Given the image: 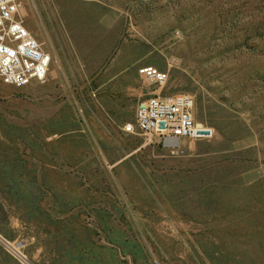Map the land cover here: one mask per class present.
I'll use <instances>...</instances> for the list:
<instances>
[{"label": "rangeland", "instance_id": "1", "mask_svg": "<svg viewBox=\"0 0 264 264\" xmlns=\"http://www.w3.org/2000/svg\"><path fill=\"white\" fill-rule=\"evenodd\" d=\"M23 15L56 57L44 82L0 79V264H264V0H24ZM146 64L212 137L166 150L123 130Z\"/></svg>", "mask_w": 264, "mask_h": 264}, {"label": "built area", "instance_id": "2", "mask_svg": "<svg viewBox=\"0 0 264 264\" xmlns=\"http://www.w3.org/2000/svg\"><path fill=\"white\" fill-rule=\"evenodd\" d=\"M23 8L24 0H0V79L20 89L46 81L54 59L24 22ZM138 74L147 88L137 101L133 120L123 125L125 132L140 133L142 146L158 143L166 150L177 149L184 138L213 136V128L195 115L192 93L164 91L168 70L146 64Z\"/></svg>", "mask_w": 264, "mask_h": 264}, {"label": "bare ground", "instance_id": "3", "mask_svg": "<svg viewBox=\"0 0 264 264\" xmlns=\"http://www.w3.org/2000/svg\"><path fill=\"white\" fill-rule=\"evenodd\" d=\"M24 22H25L26 25L28 26V24H27V22H26V18H25ZM28 28H29V26H28ZM29 29H30V28H29ZM52 62H53V60H52ZM52 62H51V65H52ZM51 65H50V69H51ZM1 240H2V241H3L8 247L14 249L15 252H16V253H17V254H18L23 260L27 261L26 257H25L23 254H21L18 250H16V248H14L13 245H11L8 241H6V240H4V239H2V238H1Z\"/></svg>", "mask_w": 264, "mask_h": 264}, {"label": "crops", "instance_id": "4", "mask_svg": "<svg viewBox=\"0 0 264 264\" xmlns=\"http://www.w3.org/2000/svg\"><path fill=\"white\" fill-rule=\"evenodd\" d=\"M53 57H54V59H55V57L56 56H54V53H53ZM52 70V69H51ZM141 79V78H140ZM141 82H142V80H141ZM143 83V82H142ZM146 88H141V89H138V88H134V89H132L134 92L133 93H136L137 95H139L138 96V98H137V101H138V99L145 93V90ZM145 90V91H144ZM136 105H137V103H136Z\"/></svg>", "mask_w": 264, "mask_h": 264}]
</instances>
